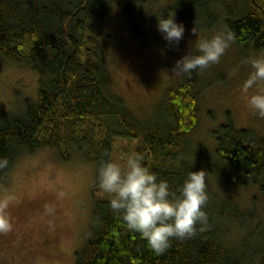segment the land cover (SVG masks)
Here are the masks:
<instances>
[{
  "label": "trees",
  "instance_id": "1",
  "mask_svg": "<svg viewBox=\"0 0 264 264\" xmlns=\"http://www.w3.org/2000/svg\"><path fill=\"white\" fill-rule=\"evenodd\" d=\"M117 3L139 34L133 7ZM169 8L182 12L196 30L209 29L220 20L238 45L264 47V0H173ZM105 14L102 0H0V58L27 64L38 77L36 100L26 97L19 114L0 110V156L8 157L11 166L22 152L52 146L66 159L68 141L79 150L85 140L89 148L82 157L98 167L110 158L115 136L135 139L133 153L142 154L144 164L175 190L188 171L201 170L180 158L197 120L194 84L183 78L168 86L150 121L132 116L121 97L108 89L109 72L97 40ZM109 116L113 123L107 121ZM215 136L213 150L199 148L205 175L234 186L264 175V136L250 127H236L229 117L219 123ZM5 171H0V178ZM206 188L208 192L207 177ZM204 210V231L198 225L195 236L173 239L165 252L156 254L111 210L102 192L94 200L75 264H264V240L251 233L258 222L229 240L228 221L243 228L248 219L210 196Z\"/></svg>",
  "mask_w": 264,
  "mask_h": 264
},
{
  "label": "rangeland",
  "instance_id": "2",
  "mask_svg": "<svg viewBox=\"0 0 264 264\" xmlns=\"http://www.w3.org/2000/svg\"><path fill=\"white\" fill-rule=\"evenodd\" d=\"M121 1L133 7L140 33L131 29L128 12L117 0H102L105 25L97 40L109 72L108 89L121 97L132 116L140 122L150 121L165 89L189 78L197 92V120L185 135L180 153L183 161L202 169L199 148L214 149L219 123L228 117L236 127H250L264 136V118L247 106L241 90L252 71L247 61L264 52V47L254 49L235 42L219 63L190 75H177L171 70L176 60L191 51L197 41L227 31L223 22L219 20L209 29L199 31L182 12L169 8L173 0ZM173 11L177 21L185 26L179 45H169L156 27L157 16H167ZM37 87V72L29 65L0 58V110L21 113L26 97L36 100ZM107 121L113 123V117L109 116ZM134 143L135 139L115 136L110 158L118 161L133 153ZM80 147L78 150L76 144L68 141L70 154L66 159L52 146L22 152L1 176L0 186L13 189L17 202L10 209L13 230L0 234V264H75L76 251L84 244L94 200L102 193L96 191L99 186L94 182L96 162L82 157V152L89 148L85 140ZM205 176L210 186L208 196L214 202L224 200L226 206L238 209L248 219L243 228L234 220L228 221L225 226L228 239L235 241L254 221L258 226H253L251 233L264 240V175L258 181L240 186L209 173ZM50 185L69 195L54 216L44 214V205L55 200Z\"/></svg>",
  "mask_w": 264,
  "mask_h": 264
},
{
  "label": "clouds",
  "instance_id": "3",
  "mask_svg": "<svg viewBox=\"0 0 264 264\" xmlns=\"http://www.w3.org/2000/svg\"><path fill=\"white\" fill-rule=\"evenodd\" d=\"M157 30L169 45H179L185 26L178 22L175 12L157 16ZM235 43L230 31H218L197 41L192 50L176 60L171 69L177 75H190L219 63L226 50ZM252 71L243 81L241 90L247 106L264 118V52L249 58ZM10 168V160L0 156V171ZM94 182L108 197L111 210L120 215L129 230L138 232L156 253L162 254L173 239L184 240L204 231L207 225L205 206L209 199L203 169L188 171L182 184L175 190L168 180L161 179L144 164V157L131 153L115 160H101ZM55 200L44 205V214L54 216L58 206L63 207L69 195L50 185ZM17 202L16 192L0 186V234L13 230L11 207Z\"/></svg>",
  "mask_w": 264,
  "mask_h": 264
}]
</instances>
